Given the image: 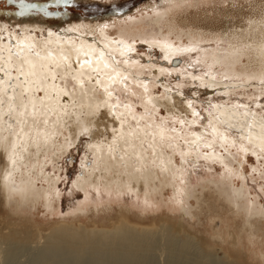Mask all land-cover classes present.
<instances>
[{"label": "bare ground", "instance_id": "1", "mask_svg": "<svg viewBox=\"0 0 264 264\" xmlns=\"http://www.w3.org/2000/svg\"><path fill=\"white\" fill-rule=\"evenodd\" d=\"M162 20H164V16L159 17L158 15L154 18V24L160 27L163 25ZM165 21L169 22L168 19ZM9 23L14 26L12 22ZM43 24L42 21L35 18L24 17L20 21L19 33H16L14 29L8 30L0 24V81H3L0 83V101H3L0 104V211L1 207L9 210L6 216L1 215L0 212V245L5 243L9 245L8 248L6 247L9 249L6 255L7 261L10 263L11 260L16 258L17 253L13 249L15 245L21 244L29 251L31 250L28 264H146L148 259L146 237L153 232L154 228L160 226L173 236L186 239V237L193 235V237L196 236L199 239V243L208 255H204L202 259H195L196 263L191 264H206L205 262L211 252L212 254L213 252L215 254L221 253L224 258L234 264H250L248 258L251 255L256 259H261L264 264V229L262 228L264 214H261L258 206L248 207L250 204L244 200V189H232L224 181L212 180L209 184L202 185L197 194L193 196L194 204H190V209L186 210L182 216L162 215L158 219H153L151 223H147L146 219L140 217L133 221L131 218L132 211L128 207H119L115 211L111 205L98 207L96 202L93 204V209L85 206L78 210L86 212L83 218L88 221L84 224L82 217L76 216L69 220H62L59 223H52L46 231H42V228L41 230L36 228L28 217L24 218L25 215H31V210L36 209L41 202H44L45 208L52 209L49 206V190L38 184V181L40 182L44 175V170L43 165L40 167V171L38 170L39 172L36 170V159L40 158L38 156L41 153L46 156L47 152L54 151V154H57L58 152L54 150L55 147L61 149L66 146V143H58V139L54 135V126H63L68 134L73 133L74 135L81 132L84 127L97 129V132L94 133L88 143L90 145L88 149L94 158L100 159L104 171L101 167L99 168V161L95 160L96 165L87 170V178L85 179L82 176L80 184H77L85 192L86 187L84 186L98 187L102 184L108 192L113 191V193L125 192L129 189L145 192L150 194L149 196H154L156 193L155 195H158L165 202L164 195L167 186L170 184L176 185L175 188L178 193V188H180L174 179H165V172H168L170 176L172 174L170 166L174 165V160L156 144V140L158 143L160 142L158 131H155L157 135L153 140L151 135L153 132L149 130V133H145V126L142 124L143 118H136L134 115L129 114L130 112L128 113L125 108L115 109V111L122 113V117H128L129 121L134 119V124L130 127L127 124L128 120V122L124 121L123 124H121L122 120L114 122L113 118L115 117L109 118L107 107H101L98 110L96 108L104 100V98L98 97L99 89L102 87L96 86L95 79L89 82L86 78H82L83 84L77 83L73 79L76 71L68 69L69 63L72 64L73 69L79 68L78 60L87 58L85 56L77 57L74 61L72 57L77 54V51L87 50L90 45L96 49L107 51L106 60L111 64H115L119 59L114 53H111V50L114 52L122 48L123 43L126 49L132 48L136 40L117 35L116 38L105 36L104 41L102 39L97 41L91 38L88 39L87 34L81 36L75 31L71 32L69 30H60L54 33L50 29L43 34ZM183 24L184 27L188 26L185 22ZM91 27L89 24L88 29L91 31V35H95L96 29H98L97 32H100L99 25ZM172 27H178L177 23H174ZM31 29L38 30L40 37L38 38L34 34L30 35L29 31ZM82 30L85 32L83 28ZM243 32L245 34H242ZM185 33L192 37L206 36V33L198 34L188 30ZM231 34L232 40L239 39L241 43H236L234 46L244 45L247 49H237L235 51L231 49V52H226L221 60L217 57L214 60L232 65V70L235 73L236 65L240 63L242 65L243 58H246L247 65L253 71H257L258 74L262 72L260 74L264 76L263 18L252 21L245 29ZM250 36L252 38L249 39ZM75 37H79L80 40L77 41ZM141 40L151 48L169 49L164 52V58L166 55L170 58L173 53L180 50L178 47H173L172 44L174 43L166 40V38H145ZM123 51H126L124 55L128 60L126 56L128 50L124 49ZM68 57L70 59H67ZM88 59L93 60L94 58L90 56ZM57 61H59V66H57ZM125 69L128 71L127 74L129 73V80L131 78L135 84L141 81L140 79L145 78L143 75H134L127 67ZM21 70L23 73H30L27 77L29 83L24 82L25 76L21 74ZM66 72L68 73L67 76H65ZM31 73H34V75ZM53 73H55V79L52 78ZM91 75L96 76L94 73H91ZM208 76L212 77L213 80L210 78L209 80L213 83L220 81L217 80L216 75L209 74ZM238 80L235 83L238 82V85L245 87L256 82L255 78L249 76H243L242 79ZM11 81L13 83L8 88ZM36 81H39V84ZM66 81H71L75 88L69 85L65 87ZM37 87L42 90L43 94L40 100H37L36 96L34 97L37 93L35 90ZM25 88L29 89L26 102L25 95L21 96ZM65 91L68 93L67 96L63 95ZM73 94L76 97L72 96ZM179 95L182 99L185 97L181 93ZM9 97H14V99L10 101ZM33 98L36 106L41 107L40 122L43 123L47 119L50 126L46 132L39 130L46 134V138L43 135L36 137V130L30 127L32 124L30 115L32 104L30 100ZM166 100L171 102L172 99L168 97ZM22 101L28 104L29 114L25 116L19 115V112L23 110ZM110 103L116 104V102H112L111 98ZM10 104L13 111L9 115ZM224 108L222 106V109ZM237 109L230 108L235 115L230 114L229 111L220 110L218 116L223 120L237 119L241 115L240 110ZM94 111H98L100 114L93 115ZM243 114H246L248 119L247 122H240L243 130L241 136L247 139V142L249 141L252 146L257 147L260 152H264L261 147L264 144V140L261 139V135L264 133V120L252 114L247 115L246 111H243ZM50 117L53 118L50 120ZM24 120H27V123L23 124V132H21V123L19 122ZM144 122L146 125L149 124L146 120ZM215 127L217 126L215 125ZM17 133H20L19 139ZM24 133H28V135L25 136ZM211 137L213 136L210 135L205 140L210 141ZM146 139H148L146 142L150 150L149 155L153 156L152 163L157 162L159 172L152 166V169L147 171L132 163V158L138 161L142 159V157L140 159L135 142L141 140L144 144ZM34 140H38L39 147H37ZM13 142L17 144L15 149L12 147ZM153 144L156 145L155 156L153 155ZM215 146H219V143H216ZM114 148H120V150L117 151L116 149L115 151ZM113 151L114 153L117 152L116 155L113 154ZM251 151L255 155L260 153L256 149ZM223 155L228 157L229 160L232 153L227 150L223 152ZM161 156L165 161L164 169L161 167ZM169 157L172 158L171 164L167 163ZM233 159H236V157H233ZM29 160L33 161V168L21 169L20 167H26ZM95 167L99 169L96 168L98 173H95ZM137 169L140 171L137 172ZM108 171L112 174L109 175ZM123 172H126V174L123 175ZM16 175H18L17 180ZM34 177L36 178L34 179ZM147 189L150 190V193L146 192ZM173 209L175 210L174 207ZM22 218H24L23 222H21ZM13 220H19V222H12ZM175 240L178 241L176 238ZM182 240L184 241V239ZM178 242L180 244V241ZM184 242L186 243V241ZM185 243L182 245L181 241L180 248L177 251L170 252L168 264H190L184 256V250L188 244ZM196 258H199V256ZM207 263L210 264L211 262L207 260Z\"/></svg>", "mask_w": 264, "mask_h": 264}, {"label": "rangeland", "instance_id": "2", "mask_svg": "<svg viewBox=\"0 0 264 264\" xmlns=\"http://www.w3.org/2000/svg\"><path fill=\"white\" fill-rule=\"evenodd\" d=\"M26 3L37 5V9L28 12L24 16H17L15 15V12L19 10L17 5L12 4L11 0H0V24L8 30L14 29L16 33H19L20 21L27 17L30 19L35 18L44 23L43 34L50 29L54 33L60 30H69L71 32L75 31L81 36L87 34L88 39L91 38L97 41L101 39L104 41L105 36L113 38L115 34L116 36L119 34L127 39L136 40L131 48L132 50L127 51L126 56L130 65L127 68L133 73L131 69L133 67L135 71L139 72V75H143L146 79H140L143 83L138 86L130 78L126 82L128 85L127 92H125L123 85L114 88L112 102L117 103V98L120 101L116 110H121L124 108L125 103L130 102L133 109L130 113L128 110L127 112L136 118H143V123H141L145 126L146 134L149 133V130L151 132L158 131L156 125L162 123V117L168 118L165 127L168 129L177 128L176 134L171 131L168 133L173 137L187 136L190 139L191 133L195 132L203 135L206 129L210 134L211 126L216 125L217 129L228 133L230 144L228 151L232 153V156L228 160V157L223 155L225 150L220 149V146H214V149L200 148V153L209 154L208 159L192 154L187 158L188 162L181 165L180 156L175 153V150L164 148L165 153L174 160V165L170 166L172 168L171 176L168 172H165L166 177L165 175L164 177L166 180L169 178L174 179L181 188H178V193L176 192V185L170 184L167 186L164 195L165 202L158 195H155L156 193L154 196H149L150 194L133 189L113 193V191L108 192L102 184L98 187L84 186L86 187L85 192L78 185L82 176L85 179L87 178V170L95 166L96 161H99L101 164L98 163L99 168L101 167L104 171L100 159L94 158L88 149V146H90L88 143L94 133L97 132V129L88 127V133L81 134V130L77 135H74L73 133L68 134L63 126H54V135L57 137L58 143H66V146L61 149L55 147L54 150L58 152L57 154H54V151L47 152L46 156L41 153L42 156L40 154L38 156L40 158L36 159V170L38 171L42 165L44 170V175L41 181H38V184L50 191H48V194L50 193L49 206L52 209L45 208L44 202H41L36 209L31 210V215H25L24 218L28 217L31 223L40 230L42 228V231H46L52 223H59L62 220H69L76 216L82 217L84 224L88 221L83 218L86 212L78 210L85 206L93 209V204L96 202L98 207L111 205L115 211L119 207H128L132 211L131 218L133 221L140 217L146 219L147 223H151L153 219H158L162 215L182 216L186 210L190 209V204H194L193 196L197 194L201 186L209 184L212 180L224 181L232 189H244V200L250 204L248 207L258 206L261 214H264V152H260L257 147L252 146L249 141L247 142V139L241 136L243 130L240 124V122H247L248 119L243 111H246L247 115L252 114L264 120V76L260 74L262 72L258 74L257 71H253L247 65L246 58H243L242 65L241 63L236 65L235 73L232 70V65L214 60L216 57L221 60L226 52H231V49L234 51L247 49L244 45L234 46L236 43L241 44L240 40H232L230 35L233 32H240L245 29L252 21L262 18L264 20V0H26ZM158 15L159 17L164 16V20L161 21L163 25L160 27L154 24V18ZM166 19L169 22L165 21ZM9 22H12L14 26ZM183 22L188 26L184 27ZM174 23H177L178 27H172ZM89 24L92 26L91 28L99 25L100 32H97L98 29H96L95 35H91V31L88 29ZM187 30L198 34L206 33V36L192 37L185 33ZM29 32L30 35L34 34L38 38L40 37L38 30L31 29ZM242 34H245V32ZM75 38L77 41L80 40L79 37ZM140 38H166V40L174 43L172 44L173 47H178L180 50L166 59L162 53L143 46L144 41ZM262 43L264 45V40ZM187 48L193 49V51H181ZM133 61L138 63H133ZM161 68L166 69V71L162 73ZM209 74L216 75L217 80L223 82H211ZM193 76L199 77V79L193 80ZM243 76L255 78L256 82L246 87L238 85V82L235 83ZM12 83L13 81L8 84V88ZM145 84L147 85V92L144 90ZM64 85L65 87L68 85L74 87L71 81H66ZM169 89L171 91H168ZM178 93L186 94V98L182 99ZM39 95L36 93L34 97L36 96V99L40 100ZM72 96L76 97L74 94ZM168 97L172 99L171 102L166 100ZM187 99L193 101V107L201 113L203 120L196 125L182 127L178 122L179 119L189 121L192 119L199 121L200 119L199 117H192L191 109L187 107ZM212 105L217 107L213 108ZM221 105L225 108L222 109ZM230 108H238L237 110H240L241 115L237 119H220L218 116L220 110L229 111L230 114L235 115ZM37 109L40 111L41 107L39 106ZM119 120L126 122L129 121V118L120 116ZM133 120H130V123L127 121L130 127L134 124ZM145 120L149 123L148 125L145 124ZM113 121L116 122L117 119L113 118ZM173 121H176V123L174 124ZM209 121H211V126ZM149 125H152L153 128ZM49 127L48 123L45 125L40 122L39 130L46 132ZM146 141L148 139L144 141V144L141 140L135 142L140 159L141 157L142 159L138 161L132 158V163L138 165L137 167L141 166L140 169L142 170L148 171L153 167L159 172L157 162L152 163L153 156L149 155L150 150ZM156 142L159 146L157 140ZM172 143L185 152L188 151V146L185 145L183 139H175ZM241 145L246 152L240 151ZM254 148L260 153L255 155L251 151L255 150ZM114 149L116 151L117 148ZM119 150L120 148L117 149V151ZM143 152L144 155L142 156ZM211 152L212 154H210ZM116 153L113 151L114 155ZM145 156L146 158H144ZM233 157H236V159H233ZM27 163L26 167L20 168L32 169L33 161L29 160ZM164 166L165 163L161 164L163 169ZM97 169L95 173H98L99 169ZM137 170V172L140 171ZM108 174L110 175L112 172L108 171ZM124 174L126 172H123ZM17 176L16 180L18 179ZM146 192L150 193V190L147 189ZM0 212L1 215L6 216L9 210L1 207ZM24 218L20 221L23 222ZM12 222H19V220H13ZM262 224L264 229V220ZM195 237L190 235L186 237L188 239L186 240L185 238L173 236L169 231L157 226L146 237L148 244L146 264H168L170 252L177 251L181 246V241L182 245H184V241H186L185 244L188 243L184 250L186 261L190 264L196 263L195 259H202L208 253L206 254L207 251L203 250L199 239ZM175 238L180 241V244ZM7 246H9L7 243L0 245V264H28L31 250L29 251L21 244L15 245L13 250L17 253V256L9 263L6 259L9 250ZM198 256L199 258H196ZM207 260L211 262L210 264H234L224 258L221 253L215 254L213 252L212 254L211 252ZM207 260L205 263L209 264ZM248 261L250 264H263L261 259H256L253 255L248 258Z\"/></svg>", "mask_w": 264, "mask_h": 264}, {"label": "snow or ice", "instance_id": "3", "mask_svg": "<svg viewBox=\"0 0 264 264\" xmlns=\"http://www.w3.org/2000/svg\"><path fill=\"white\" fill-rule=\"evenodd\" d=\"M12 4L17 5L18 7V11L15 12V15L17 16H24L26 15L28 12L36 10L37 9V5L35 4H31V3H26V0H11ZM43 10V9H41ZM89 47L94 48V46L90 45ZM128 51H131V48L127 49ZM181 51H185V52H191L193 51V49L187 48V49H182ZM122 54H123V50H122ZM87 55V54H85ZM165 58L167 59V55L165 56ZM67 59H70V57H68ZM124 63L127 65L128 61L125 60ZM133 63H138L137 61H133ZM101 64H103V68H101ZM78 65L79 68L78 69H73L72 64H68V69L70 71H76V75L73 76V79L77 81V83L79 84H83V79L82 78H86L89 82H91L93 79H95V84L98 87H102L103 88V92L106 96V99H104L101 104H98L96 106L97 110L101 107H107L108 111H109V115L111 117H115V119L119 120L120 116L123 115L122 113H118L115 111L116 108L119 107L120 101L119 98H117V103L116 104H112L110 103V98L113 97V92L115 91L114 88H112L113 85L116 84H120L124 86L125 92L128 91V85H127V81L129 79V76L126 72L122 71L118 65H119V61H116L115 64H111L109 63L107 60L104 59V53L101 52L100 55L97 57L95 65H93V62L91 59H84V60H78ZM57 66H59V61H57ZM34 67V66H33ZM166 69L161 68V72H165ZM91 73H95L96 76L93 77L91 75ZM21 74L25 76V83H29V81L27 80V77L30 73H23L21 70ZM32 75H34V73H31ZM87 74V75H86ZM68 73H65V76H67ZM52 78L55 79V73L52 74ZM193 80L199 79V77L193 76L192 77ZM17 79H19V77H17ZM3 81H0V83H2ZM37 84H39V81H36ZM140 83H143L142 81H138L137 84L139 86ZM36 91H40L41 89L39 87H37L35 89ZM144 90L145 92L148 91L147 89V85L145 84L144 86ZM29 91L28 88H25L23 90V92L21 93V96L27 94ZM168 91H171V89H169ZM135 94V93H133ZM179 94V93H178ZM64 96H67L68 93L65 91L63 92ZM185 98H186V94ZM195 95V93H194ZM14 97H9V100H13ZM183 102V101H182ZM3 101H0V104H2ZM30 103L32 104V111L30 113L31 117H32V124L30 125V127L32 129L36 130V137H40V136H45L46 138V134L42 133L39 131V124H40V120H39V116L41 115L40 111L37 109L36 107V103H35V99H31ZM187 107L189 109H191V115L192 117H199V121L197 119H192V120H187V119H179L178 122L179 124L183 127L185 125H196L198 122L203 120V117L201 115L200 112L196 111L195 108L193 107V101L191 99H187ZM212 107H216L215 105H212ZM22 108L23 110L19 112L20 116H25L28 113V104L23 103L22 101ZM124 108L127 109L129 112L132 111L133 109V105L129 102V103H125L124 104ZM13 111L11 104L9 105V115L11 114V112ZM93 115H99L100 113L98 111H94L92 113ZM168 118L167 117H162V123L156 125L157 129H158V134L160 137V142H159V147L161 149L164 148H171L175 150V153L178 154L180 156V164L184 165L187 161V158L192 155V154H196L198 156H202L204 159H208L209 158V154L207 153H200L199 149L200 148H211L214 149V146L217 143V140L219 141V146L221 149L227 151L228 147H229V138H228V133L226 132H221L219 129H217L215 126H211V121H209V125L211 126V135L213 136L212 140H205V137H207L209 135L207 129L205 130V132L203 133V135L197 134L195 132L191 133L190 135L194 137V139H188L187 136L184 137H173L170 136L168 133L169 131L175 133L177 132V128L176 127H172L171 129H168L167 127H165L166 123H167ZM19 123H21V132H23V124L27 123V120L24 121H20ZM43 123L45 125H47L48 121L47 119H45L43 121ZM173 123L175 124L176 121H173ZM121 124H123V121L121 122ZM149 127H152V125H149ZM229 127H232L231 125H229ZM249 127H251V125H249ZM115 131V129H113ZM89 129L87 127H84L81 134H85L88 133ZM25 136L28 135V133H24ZM151 135L153 136V140H155V137L157 135L156 132L151 133ZM20 133H17V137L19 139ZM183 139L185 145L188 146V151L185 152L183 149H180L177 145L173 144L172 141L175 139ZM251 139V137H250ZM261 139L264 140V133H262L261 135ZM34 142L37 144V147H39V143L38 140H34ZM17 146L16 142H13L12 147L13 149H15ZM153 147V155L155 156V149H156V145H152ZM262 149H264V144L261 145ZM240 151L242 152H246L245 148L241 145L240 147ZM14 162V161H13ZM165 163L163 157L161 156V164L163 165ZM168 164L172 163V158L169 157L167 160Z\"/></svg>", "mask_w": 264, "mask_h": 264}]
</instances>
